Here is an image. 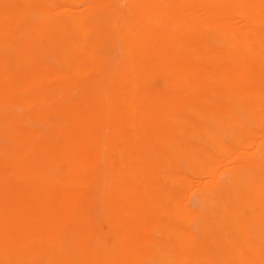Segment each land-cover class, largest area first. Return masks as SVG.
Returning <instances> with one entry per match:
<instances>
[{"label": "bare ground", "instance_id": "bare-ground-1", "mask_svg": "<svg viewBox=\"0 0 264 264\" xmlns=\"http://www.w3.org/2000/svg\"><path fill=\"white\" fill-rule=\"evenodd\" d=\"M0 264H264V0H0Z\"/></svg>", "mask_w": 264, "mask_h": 264}, {"label": "rangeland", "instance_id": "rangeland-1", "mask_svg": "<svg viewBox=\"0 0 264 264\" xmlns=\"http://www.w3.org/2000/svg\"><path fill=\"white\" fill-rule=\"evenodd\" d=\"M78 8H79V7H78ZM188 179L191 181V189L189 190L188 193L191 194L192 191H193L195 188L201 186V182H200V178H199V177H196V176H194V175H188ZM185 202H186V203L193 204V202H194V198L189 199V198H188V194H187V196H186V198H185Z\"/></svg>", "mask_w": 264, "mask_h": 264}]
</instances>
